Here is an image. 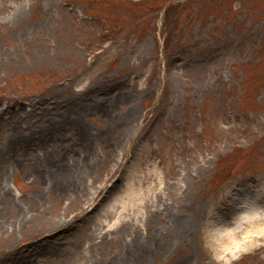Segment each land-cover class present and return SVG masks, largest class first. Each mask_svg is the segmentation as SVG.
Masks as SVG:
<instances>
[{
  "label": "rangeland",
  "instance_id": "rangeland-1",
  "mask_svg": "<svg viewBox=\"0 0 264 264\" xmlns=\"http://www.w3.org/2000/svg\"><path fill=\"white\" fill-rule=\"evenodd\" d=\"M140 262L264 264V0H0V264Z\"/></svg>",
  "mask_w": 264,
  "mask_h": 264
},
{
  "label": "bare ground",
  "instance_id": "bare-ground-1",
  "mask_svg": "<svg viewBox=\"0 0 264 264\" xmlns=\"http://www.w3.org/2000/svg\"><path fill=\"white\" fill-rule=\"evenodd\" d=\"M84 104H85V107H84L85 112L91 111L94 109L95 105H93L92 103H84ZM67 124L73 126V121H69L68 123L67 122L63 123V121H62V122H60L59 127H62V128L66 127ZM18 139H20V140L23 139V136L21 134H19ZM82 140L85 143L87 150L92 149V146L95 143V138L84 127L82 128ZM69 146L70 145H66V146H64V148L62 150L60 149L59 152L56 153V157L52 156L51 158H47V159H49V161L46 162V163H49V166H48V170L50 169L49 172L54 170V171H56V175L58 176L59 174L66 172L67 169H70L69 162L66 161L65 159H63V156H64L63 151H65V153L67 154V151L70 150ZM88 162H89V159H86L84 164H87ZM53 166L56 168H53ZM45 172H46V170H45ZM62 176H64V175H62ZM68 179L69 180H67V178L62 180V178H60L59 179L60 180V183H59L60 186L59 187H62V188L65 187V184L61 183V181H62V182H65L67 184L68 189H70L72 191H77L78 186H79L77 180H75L73 177H71V178L68 177ZM68 182H70V184H68ZM247 192H248L247 188L242 187L241 190H237V192H234V194H233V198L235 200H237L241 204L242 207L248 206V204L251 205L253 202V199H252L253 197L252 198L245 197L247 195ZM253 213H256V212H253ZM255 217L257 218V216H255ZM248 218L251 219L250 216L246 217V219H248ZM143 263L144 262H140L138 264H143Z\"/></svg>",
  "mask_w": 264,
  "mask_h": 264
}]
</instances>
